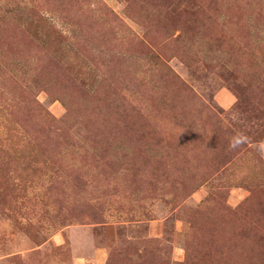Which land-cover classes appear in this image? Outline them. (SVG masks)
Masks as SVG:
<instances>
[{
    "label": "rangeland",
    "instance_id": "rangeland-1",
    "mask_svg": "<svg viewBox=\"0 0 264 264\" xmlns=\"http://www.w3.org/2000/svg\"><path fill=\"white\" fill-rule=\"evenodd\" d=\"M0 264H264V0H0Z\"/></svg>",
    "mask_w": 264,
    "mask_h": 264
},
{
    "label": "clouds",
    "instance_id": "clouds-1",
    "mask_svg": "<svg viewBox=\"0 0 264 264\" xmlns=\"http://www.w3.org/2000/svg\"><path fill=\"white\" fill-rule=\"evenodd\" d=\"M230 146H232L231 143H230Z\"/></svg>",
    "mask_w": 264,
    "mask_h": 264
}]
</instances>
